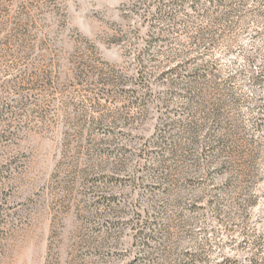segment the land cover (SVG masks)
<instances>
[{"label":"rangeland","instance_id":"obj_1","mask_svg":"<svg viewBox=\"0 0 264 264\" xmlns=\"http://www.w3.org/2000/svg\"><path fill=\"white\" fill-rule=\"evenodd\" d=\"M160 2L0 0V264H264V0L221 17L192 105L177 43L136 60Z\"/></svg>","mask_w":264,"mask_h":264},{"label":"trees","instance_id":"obj_2","mask_svg":"<svg viewBox=\"0 0 264 264\" xmlns=\"http://www.w3.org/2000/svg\"><path fill=\"white\" fill-rule=\"evenodd\" d=\"M242 2L244 0H161L159 5L153 9L152 7L142 9L140 16L144 18V22L149 23L150 28L147 34L148 37L145 39L147 46L137 52L136 60L139 64H143L144 56L152 53L150 52L151 48H154L158 42L161 45L166 43V46L167 44L177 43L180 50L174 53L177 57L182 58V61L176 63L174 70L178 66L179 70L177 71L182 72L181 76H179L181 78L179 79L181 81L180 84L185 90L184 93L186 95L188 93L191 98L190 104L192 105L194 103V95L192 94L194 90L199 89L201 84L208 85L211 81V76L214 80L220 78L216 73H213V70L218 69L209 65L207 60H202L201 56L210 55L214 49L216 50L217 45L223 43L225 32L221 30L223 27H218L217 25L223 21L221 17L225 15L228 18L229 14L238 11L236 5L242 4ZM229 22L231 23L230 19ZM185 23H190V25ZM183 29L186 33V38L183 43H178L176 39ZM172 49L174 50L173 47H171ZM153 56L152 53L150 57ZM260 71H264V67ZM172 81L177 84V78L172 79ZM219 85L227 88L229 85L228 80L222 84L219 83ZM194 112L188 125L190 129L195 130V138L200 147L202 157L216 159L224 155L223 153L227 151L229 141L223 135L217 137V133H219V128L215 127L219 121V118L217 120V110H211L202 116L199 114L200 117L197 115L199 113L198 109L194 110ZM262 113L264 114V112ZM258 120L256 127L264 126L263 118L258 117ZM230 142L233 143L234 140L230 138ZM225 159H231V156Z\"/></svg>","mask_w":264,"mask_h":264}]
</instances>
